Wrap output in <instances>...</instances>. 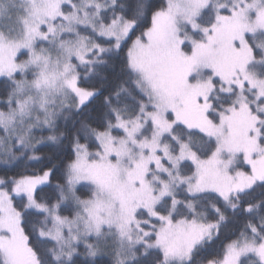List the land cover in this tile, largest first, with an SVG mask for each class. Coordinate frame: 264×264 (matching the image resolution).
<instances>
[{
    "label": "snow or ice",
    "instance_id": "1",
    "mask_svg": "<svg viewBox=\"0 0 264 264\" xmlns=\"http://www.w3.org/2000/svg\"><path fill=\"white\" fill-rule=\"evenodd\" d=\"M0 264H264V0H0Z\"/></svg>",
    "mask_w": 264,
    "mask_h": 264
},
{
    "label": "trees",
    "instance_id": "2",
    "mask_svg": "<svg viewBox=\"0 0 264 264\" xmlns=\"http://www.w3.org/2000/svg\"><path fill=\"white\" fill-rule=\"evenodd\" d=\"M21 170H23V169H21Z\"/></svg>",
    "mask_w": 264,
    "mask_h": 264
}]
</instances>
